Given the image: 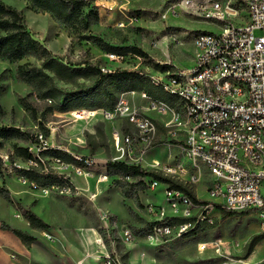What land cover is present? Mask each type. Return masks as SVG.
I'll list each match as a JSON object with an SVG mask.
<instances>
[{
    "label": "rangeland",
    "instance_id": "374dc122",
    "mask_svg": "<svg viewBox=\"0 0 264 264\" xmlns=\"http://www.w3.org/2000/svg\"><path fill=\"white\" fill-rule=\"evenodd\" d=\"M1 1L22 11L29 32L58 61L70 67L90 62L111 71L139 72L137 75L155 91L159 87L150 85V77L157 73L155 64H168L171 69L176 66H188L194 55L191 34L196 30L212 28L210 23L184 13L176 16L169 14L163 18L167 0H132L122 8L118 1L116 4H110L112 8L106 7V3H101L96 6L97 20L87 29L82 28L79 17L57 22L49 12L32 7L26 0ZM130 17H133V20H130ZM171 32L180 36L182 45L176 46L167 41L165 36ZM259 33L260 31H255V35ZM84 35L96 37L97 40L84 39ZM106 44L117 49L134 48L144 55L130 50L119 53L122 55L120 59L110 60L107 54L113 51H105ZM165 45L168 46L169 62L160 48ZM45 57L46 54L39 51L36 56H28L18 62L11 63L0 59V107L4 111L0 125L13 124L35 136V133L42 132L39 125L41 122L48 129V135H38L41 137L39 142L28 141L19 144L27 146L34 157L41 158L42 171L45 173L58 175L57 171L64 170L63 173L69 179L67 182L73 190L69 191L70 193H62L60 185L35 188L30 180L17 171L18 167L28 166L29 162L17 157L13 162L9 161L8 154H12L15 141L5 142L4 147L0 149V156L4 160L0 172V186L9 191L11 201L0 195V264L30 263L31 253L39 254L50 263L66 264L67 248L71 245L77 246V235L86 236L88 231L93 232L96 238H102L108 253L112 255L113 249L115 250L120 264H130V244L132 250H139L140 261L137 264H240L242 259L264 256L263 238L259 241L262 246L260 252L251 257L254 245L251 252L243 257L244 246L250 238L254 234L264 232L260 227L259 218L249 212H236L225 216L219 209L208 210L210 215H216L213 218L214 223L202 222L199 227H195L196 234L191 236L179 234L176 229L153 238H148L151 232L149 230L143 235L148 223L167 225L170 217L182 216L183 207L177 205L173 208L167 202L164 183L159 182L152 190L148 186L139 190L138 198L135 199L134 196L123 194L116 182L117 176L105 172L106 162L118 156L111 137L113 125L127 132L133 130L125 121L76 120L70 114L74 101L79 99L76 97L62 98L52 111H48L50 103L37 98L29 85L19 81L16 72L18 64L28 61L41 66ZM49 74L54 83L68 96L81 91L87 93L94 87L91 80L79 79L76 86L58 79L52 72ZM107 89L116 98L119 89L113 85H107ZM165 95L171 97L167 93ZM23 99L36 108V119L24 109ZM129 99L131 100L130 97ZM132 100L139 105L147 104V101L138 95ZM174 102L175 99L171 97L170 103ZM149 113L157 119V133L145 160L149 162L151 158H157L162 164L178 162V141L168 132L169 127L163 124L168 115L153 111ZM46 148L54 149L58 154L43 157L40 151ZM65 156L75 161L74 156L91 159L93 163L88 169L92 175L87 178L77 176L73 168H63L53 160L58 157L65 161ZM198 168L202 175L201 180L187 184L198 199L210 201L206 189L211 175L204 165L200 164ZM100 172L106 173L107 179L97 183ZM126 180L133 181L129 178ZM138 187L139 185L126 186L128 189ZM92 193H96V196L92 197ZM150 207L154 208V212H150ZM25 209L36 213L48 227L32 228L22 215ZM3 225L27 231L35 240L30 245H24L10 230L4 229ZM126 229L133 234L129 241L121 237Z\"/></svg>",
    "mask_w": 264,
    "mask_h": 264
},
{
    "label": "built area",
    "instance_id": "2783aa9c",
    "mask_svg": "<svg viewBox=\"0 0 264 264\" xmlns=\"http://www.w3.org/2000/svg\"><path fill=\"white\" fill-rule=\"evenodd\" d=\"M84 1L96 9L101 3L112 8L110 4L117 1L122 8L132 0ZM179 13L197 17L210 23L212 28L191 34L194 55L188 66L165 71L156 69L158 76L150 77L153 85L175 99L174 104L152 98L144 90H126L118 92L110 108L79 107L71 109L70 114L83 122L118 120L132 127L133 130L127 132L113 125L111 137L118 153L114 160L152 169L184 183L201 180L200 164L210 173L206 191L211 200L206 204H194L184 193L170 190L166 185L167 202L173 208L181 205L183 217L196 216V219L173 226L154 224L148 238L174 229L179 234H186L202 222L213 224L216 215L207 211L219 207L255 214L264 231V0H167L162 17ZM129 19L133 20V17ZM255 31L260 33L255 35ZM165 37L173 45L183 44L176 32ZM160 48L169 62L168 46ZM107 57L115 60L122 55L108 53ZM100 70L103 73L115 71L104 67ZM135 95L145 99L147 104L134 102ZM149 111L168 115L163 124L178 141V162L162 164L157 158L145 160L157 133V119ZM74 158L77 163L64 162L58 157L53 160L63 168H73L77 176H91L88 168L92 160L80 156ZM104 170L106 172V167ZM63 172L57 171V176L69 181ZM106 179L107 174L100 172L97 183ZM144 181L150 190L159 184L151 178ZM72 190L68 182L60 186L62 193ZM149 210L154 212L153 207ZM121 237L129 241L133 234L126 229ZM104 263L120 264L114 249L112 255L104 256ZM240 264H264V256L242 259Z\"/></svg>",
    "mask_w": 264,
    "mask_h": 264
},
{
    "label": "trees",
    "instance_id": "16d2710c",
    "mask_svg": "<svg viewBox=\"0 0 264 264\" xmlns=\"http://www.w3.org/2000/svg\"><path fill=\"white\" fill-rule=\"evenodd\" d=\"M32 7L39 8L41 10L49 12L50 16L57 22H63L64 20H73L77 17L80 18L82 28L87 29L89 25L94 23L98 18L96 9L84 0H26ZM84 39L97 40L96 37L90 35H84ZM105 51H113L115 54L133 50L141 55L143 52L134 48L117 49L109 45H104ZM39 51L46 54V57L41 66L35 65L30 62H24L17 65L16 72L18 79L21 82L29 85L37 98L39 99H50V105L48 111H52L57 106L62 98L66 99L69 97L79 98L72 105V109L85 107V108H99V107H112L115 103V95L107 89V85H113L118 91L126 90H144L152 98L170 103V98L165 95V92L159 87L158 90H153L149 85L144 82L139 75V72L130 71H114L110 73H103L100 70V66L90 62H82L77 64V67H70L67 64L58 61L56 58L50 55V53L43 47L37 39H35L26 27L25 19L22 11L16 9L9 4L0 0V59L8 62H18L28 56H36ZM83 64V65H81ZM155 67L161 71L171 69L168 64H155ZM54 73L58 79L78 85L79 79L91 80L94 87L87 93L79 92L76 95H66L65 91L56 85L49 74ZM150 85H153L150 82ZM124 88H126L124 90ZM107 98V99H106ZM173 98V97H172ZM22 105L27 110L30 116L34 119L37 118L36 108L27 100L22 101ZM4 111L0 107V118ZM42 127V132L35 133V136L30 135V131H23L20 127H16L13 124L0 125V149L4 147L5 142L14 140L15 143L12 145V154H8L9 161L13 162L14 158H20L24 161H28L29 165L26 167H18L17 171L21 173L25 178L30 180L35 188H46L53 185L63 186L67 183V180H63L52 172L45 173L42 171L41 158L34 157L29 151L27 146L20 145L19 143L39 142L41 137L48 135V129L39 122ZM34 135V133H33ZM40 135L41 137H38ZM43 157L53 156L58 154L54 149H43L40 151ZM64 162L77 163L73 158L69 156L63 157ZM4 166V160L0 156V172ZM106 172L109 175H115L118 177L116 180L117 184L121 187L122 192L125 196H134L137 199V192L139 190L146 189L147 184L144 179L149 177L155 179L168 186L170 190H177L184 193L187 198L194 204L201 205L206 204L208 201H202L198 199L193 189L187 184L170 176L164 175L157 171H151L144 169L140 166L129 165L123 161L110 160L105 164ZM126 178L132 179V182H127ZM135 189H128L126 186H137ZM0 195L8 201H11L9 191L0 186ZM219 210L225 216H231L235 214V211H228L220 208ZM23 217L29 222L32 228L45 229L48 224L40 218L36 213L30 209H25L22 213ZM196 216L183 217L173 216L168 219V226H173L186 222H194ZM155 223H148L147 229L143 232V235L149 230L151 231L152 226ZM201 223L198 224L199 227ZM4 229L10 230L21 242L25 245H29L35 240V237L23 231L21 229L10 228L8 225H3ZM196 229L188 231L185 235L191 236L196 234ZM264 238V232L254 234L249 242L244 246V255L247 256L254 245Z\"/></svg>",
    "mask_w": 264,
    "mask_h": 264
},
{
    "label": "crops",
    "instance_id": "0c3cea01",
    "mask_svg": "<svg viewBox=\"0 0 264 264\" xmlns=\"http://www.w3.org/2000/svg\"><path fill=\"white\" fill-rule=\"evenodd\" d=\"M153 116L155 117V115ZM95 239H96V235L90 231L86 232V236L77 235L75 239L77 246L71 245L67 248L66 253H65V263L66 264L67 263L69 264H105L104 256L108 253V250L106 249V247L102 248L101 245H99L98 241ZM131 246L132 245L130 244L128 247L129 248V262L130 264H137L140 261L138 257L139 250H132ZM29 260H30V263H24V264H57L55 262L50 263L49 260H46L39 254H34V253H31L29 255Z\"/></svg>",
    "mask_w": 264,
    "mask_h": 264
},
{
    "label": "bare ground",
    "instance_id": "6f19581e",
    "mask_svg": "<svg viewBox=\"0 0 264 264\" xmlns=\"http://www.w3.org/2000/svg\"><path fill=\"white\" fill-rule=\"evenodd\" d=\"M200 183V182H199ZM95 240L98 241L99 245H101L102 248H105L104 244L102 243L100 237H97ZM262 243V242H261ZM262 246L261 244L258 242L255 244V247H254V251L252 252L251 254V257H254L260 250H261Z\"/></svg>",
    "mask_w": 264,
    "mask_h": 264
}]
</instances>
